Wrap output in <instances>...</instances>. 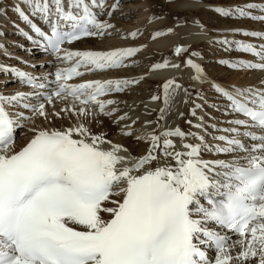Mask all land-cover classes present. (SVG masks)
<instances>
[{"label":"snow or ice","instance_id":"1","mask_svg":"<svg viewBox=\"0 0 264 264\" xmlns=\"http://www.w3.org/2000/svg\"><path fill=\"white\" fill-rule=\"evenodd\" d=\"M118 7V0L110 5L106 0H18L12 6L35 34L21 29L22 35L39 43L61 66L38 77L0 64V74L13 75L32 89L0 94V264H264V80L259 86L231 90L212 85L226 98L228 109L243 117L229 122L232 126L223 130L229 135L215 137L223 145L209 144L196 132L168 128L151 136L145 155L126 163L121 153L128 150L123 145L79 123L62 129L33 127L28 143L14 150L22 122L33 117L55 121L65 114L87 119L97 110L110 116L107 106L114 101L101 97L139 83L127 79L70 83L85 72L125 67V61L140 51L68 47L110 35L114 26L101 17L113 15ZM214 10L224 17L264 22V3ZM6 11L0 7V15ZM164 34L158 31L153 38ZM242 34L264 41V31ZM130 35L135 38L137 33ZM219 43L235 44L237 51L257 58L221 63L264 71V43L227 39ZM185 51L175 48L177 55ZM186 63L195 70V79H205L198 63L191 58ZM168 66L165 61L152 70ZM179 88L175 80L163 84L166 107L159 119H164ZM32 97L39 102H32ZM57 98L71 104L56 110ZM133 134L122 130L124 136ZM188 137L198 142H188ZM205 151L229 154L231 159H204ZM225 229L238 237L234 243L221 234ZM209 243L216 249L214 259L202 247Z\"/></svg>","mask_w":264,"mask_h":264},{"label":"bare ground","instance_id":"2","mask_svg":"<svg viewBox=\"0 0 264 264\" xmlns=\"http://www.w3.org/2000/svg\"><path fill=\"white\" fill-rule=\"evenodd\" d=\"M166 1L167 0H165V2ZM183 1L184 0H176L175 5H170L173 13L172 17H183H177L174 19V22H170L169 24L168 20L162 21V18L159 19V17L153 15L155 13V2H153V0H118L121 9L118 7L115 10L114 14L111 15L113 18L110 19L109 17L106 19V17H101L102 19L108 20L114 26L113 29L110 30V35L103 38L84 39L69 46V48L76 50H110L128 47L139 48V52L125 61V67L99 73L103 78L112 77L127 79L139 81V83H133V85L128 86L125 91L111 95L114 103L107 106V110L111 111V115L108 117L96 114L95 118L91 119V116H89L85 119L84 117H77L76 115L68 117L65 114L64 119H56L55 121H46L43 118L33 117L32 119L23 122V127L17 133V140L21 139L25 141L31 137L33 132L30 129L33 127L62 129L69 126H76L79 123H85L94 133L111 134L108 138L109 140L123 145L128 150L127 153L132 155L135 154L136 158L147 153L151 145V136L153 134L161 135L168 128L179 127L186 133L194 130L193 132L203 135L206 142L210 139L211 142H215L214 145L222 144L215 139V135H227L228 133L223 130L232 126L229 122L233 120V117L230 118L228 115H222V111H219L220 106L223 105L222 109L224 110L228 103L224 98H222V102V99L219 97L221 94L218 93L212 85L216 84L229 90L234 86H259L260 81L264 80V71L240 70L244 74L241 79H239V77H237L238 74L234 73L235 71L226 68H231L228 64L221 63V59H215V56L221 55L222 52H228L225 51L227 50V47L233 45L222 44L219 43V41L225 39L230 41V38L239 37L238 34H242L240 28H256L250 30L264 31V22H258L257 24L252 23L251 26V23L249 24L250 21L248 20L249 22H247L246 19H241L238 22L236 21L239 19L235 20L231 19V17L224 19V16L218 15L215 12L214 9L216 7L210 6L220 5L219 7H223V5L226 4L230 7L225 5V8H231L238 3L240 6L246 5L247 3H253L254 0H192L193 2H191L193 4H184V6H182H187V8L185 7L182 9L180 5ZM17 2L18 0H0V7H5L7 10L6 15H0V33H2V35H0V44L4 45V48L0 49V64L15 65L24 68H29L31 65L35 72L46 71L48 69L47 64L44 66L39 65L40 58L42 57L38 58L29 45L31 51H26V54H23L20 57L15 55V46L9 44L10 40L13 41L15 38H17L16 41L21 40L20 35H18L20 38L13 36L15 31L11 27L13 24L17 23L15 17L16 14L12 10V6ZM114 2H117V0H106V3L109 5ZM197 3L200 6L202 4V6H210L209 8L213 9L207 11L206 8H198L197 5L195 6ZM21 6L23 7V5ZM130 11L131 13H129ZM184 16H192V18ZM127 17H131V22L134 23L128 24L129 26L121 23V20L123 21ZM116 18L119 19H117L116 24H113ZM167 18H170V16H167ZM213 20L216 22L221 21L223 24L218 26L216 23L213 24ZM176 21H181V23L187 28H180V23H176ZM195 23L200 24V27L202 26L203 29H207V32L204 31L200 33L201 30L198 28L188 27ZM159 26L162 27V29H159ZM169 28L172 29L171 32H168ZM210 29H212V32L209 31ZM158 31L165 34L154 39L153 36ZM132 32L137 33L135 38L130 35ZM252 38L253 37L247 36L242 37L240 40L249 42ZM194 39H196V41ZM253 39L255 41L257 40L256 38ZM21 43L27 47L24 41ZM176 47L187 49V54L185 56L183 53L179 55L172 54L171 52L174 51ZM210 47L213 49L215 48L213 53L209 50ZM193 52L198 53V55L186 57ZM231 52L233 54L230 56V58H233L232 60L237 61L240 59H249L246 58L247 56L243 53L237 51ZM224 56L225 55L223 54L222 58H225ZM189 58L192 60L194 58L193 61L202 67L205 79H195V70L189 67L186 63ZM24 61H26V65H24ZM165 61L168 62V67L152 70L153 65L164 63ZM211 61H214V63L210 64ZM173 64L179 65V67H171L170 65ZM218 79L226 83L219 82ZM168 80H175L181 85V88L173 93L170 102L171 106L166 112L164 119L161 120L159 119L161 114L160 110L166 107L163 102V84ZM7 81L11 82L6 83ZM211 81L212 83H209ZM192 84L195 85V89ZM18 88V84L13 83L12 78L6 74H0V94H13ZM152 96H158L160 98L158 100H153ZM221 97L223 96L221 95ZM216 99L220 101L219 104H216ZM184 103H186V108L184 107ZM66 104H71V100L67 102L56 100L55 109L59 110L64 108ZM196 105H200V107L196 108ZM215 107L218 109L216 110ZM187 108H189V110ZM48 110L52 111L53 109L51 106H48ZM193 110H195V115H192ZM28 115H31V113ZM120 116H126L127 118L120 121ZM94 119L99 120L96 121ZM144 123H148L149 126L140 127V125H143ZM197 123L203 124L204 128H195L194 125ZM109 125L113 126V128L108 127ZM124 129L131 130L134 134L142 131L148 132L143 135L146 137V140H134L132 136H124L122 135V130ZM207 132H210L209 135L214 137L211 139L207 136ZM175 142L177 145L180 143L178 138ZM188 142L197 143L198 141L193 137H188ZM123 154L126 156L125 153ZM205 157L207 159L211 158V156ZM213 157H217V159H225L226 157L231 156L226 155L225 158H223L221 154L218 153V155H214ZM134 160L127 161L126 163L134 162ZM113 199H119V197H113ZM109 206L114 205L110 204ZM104 218L108 219V214H104ZM235 251L236 249L232 250L233 254H235ZM214 255L211 259H214Z\"/></svg>","mask_w":264,"mask_h":264},{"label":"rangeland","instance_id":"3","mask_svg":"<svg viewBox=\"0 0 264 264\" xmlns=\"http://www.w3.org/2000/svg\"><path fill=\"white\" fill-rule=\"evenodd\" d=\"M175 1L176 0H174L172 3H168L167 1L165 2V0H153V2H155V9H154V11H155V13H158V14H160L161 16H162V21L164 20V21H166V20H168V23L170 24V22H174V19L175 18H177V17H183V16H176V17H172V15H173V13H172V8H171V6L170 5H175L176 3H175ZM186 1V2H185ZM192 0H190V1H187V0H184L183 2H182V4L180 5V7H182V9L183 8H187V6H185V7H183L184 6V4L186 5L187 3H188V5L189 4H193L192 2H191ZM239 4V3H238ZM183 5V6H182ZM198 6V8H206L207 9V11H210V10H212L213 8H209L210 6H212V7H219L220 5H210L209 7L208 6H206V5H204V6H202V4H201V6L197 3V4H195V6ZM225 6V4L223 5V7ZM226 6H228V7H230L229 5H226ZM225 6V7H226ZM119 9H121V7H119ZM118 9V10H119ZM171 9V10H170ZM209 9V10H208ZM129 13H131V11L129 12ZM155 13L153 14L154 16H155ZM165 14H168V17L170 16V18H167V15L166 16H164ZM164 16V17H163ZM184 17H187V18H192V16H184ZM111 18H113V16L112 17H110V19ZM227 17H224V19H226ZM109 19V20H110ZM117 19H119V18H116L115 19V21L113 22V24H116L117 23ZM131 17L130 18H126L125 20H121V23H123L124 25L126 24L127 26H129L128 24H133L134 22H131ZM217 20V19H216ZM220 20H221V18H220ZM238 21H240V20H237L236 22H238ZM181 22V21H180ZM213 24H217L218 26H220V25H222L223 24V22H221V21H218V22H216L215 20H213ZM247 22H249L248 20H247ZM251 23V24H250ZM249 24L252 26V22L250 21L249 22ZM161 26V25H160ZM159 26V27H160ZM172 26V25H171ZM171 26H167V27H171ZM167 27H163V28H167ZM180 28H187V27H185L184 25H183V23H181L180 24V26H179ZM188 27H196V28H198L199 30H201L200 31V33H202V32H204V31H206L207 32V29H203L202 28V26L200 27V24H192V25H190V26H188ZM159 29H162V27H160ZM249 29H256V28H249ZM248 29V30H249ZM203 30V31H202ZM209 31H211L212 32V29H210ZM210 32V33H211ZM200 33H197V34H200ZM101 38H103V37H101ZM197 39V38H196ZM196 39H194L195 41H196ZM231 39V38H230ZM192 40V39H191ZM124 42H125V40H124ZM212 47V46H211ZM210 47V51H211V53H213L214 51H215V48L213 49V48H211ZM15 55H18V56H22L23 54H26V51H24V52H19V51H15ZM187 54V51L186 52H183V55L185 56ZM220 54V53H219ZM225 55L224 57L225 58H222V55ZM215 55H218V54H215ZM227 55V56H226ZM229 55V56H228ZM233 54H232V52H222L221 53V55H219V56H215V59H225V60H227V59H229L230 58V56H232ZM237 55V54H236ZM192 56V53H190L189 54V56H186V57H191ZM219 57V58H218ZM193 60H194V58H193ZM214 63V61H211L210 62V64H213ZM226 67V66H225ZM227 69H229V70H233V71H235L234 73H236V74H238L237 75V77H239V79H241V77H242V75L244 74L243 72H241L240 70H235V69H231V68H228V67H226ZM226 72H228V71H226ZM218 81L219 82H223V83H226V82H224V81H222V80H219L218 79ZM236 82V81H235ZM209 83H212V81L211 82H209ZM227 84H229V83H227ZM194 84H192V86H193ZM193 87H195V85L193 86ZM183 91H184V89H183ZM220 97V96H219ZM211 99H213V98H211ZM216 101V104H219L220 103V101L218 100V99H216L215 100ZM214 104V103H213ZM186 103H184V107L186 108ZM188 110H189V108H187ZM223 110V109H222ZM96 115V114H95ZM91 119L92 118H95V116L93 117V116H91L90 117ZM96 118H97V116H96ZM101 119V118H100ZM105 119H107V118H105ZM111 119V118H110ZM94 120H99V119H94ZM64 121V120H63ZM111 125H114V124H111ZM111 125H109L108 127H110V128H113V126H111ZM112 133H115V132H112ZM111 136V134L109 135V133L107 134V138H109Z\"/></svg>","mask_w":264,"mask_h":264}]
</instances>
